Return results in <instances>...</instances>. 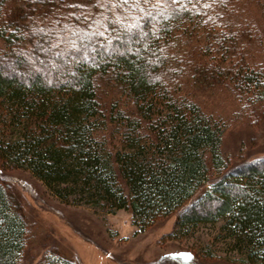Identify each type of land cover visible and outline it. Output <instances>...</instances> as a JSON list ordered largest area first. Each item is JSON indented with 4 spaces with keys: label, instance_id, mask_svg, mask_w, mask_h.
Returning <instances> with one entry per match:
<instances>
[{
    "label": "trees",
    "instance_id": "obj_1",
    "mask_svg": "<svg viewBox=\"0 0 264 264\" xmlns=\"http://www.w3.org/2000/svg\"><path fill=\"white\" fill-rule=\"evenodd\" d=\"M251 116L264 0H0V167L60 203L127 209L138 230L173 216L177 237L219 224L213 244L264 264V155L221 152ZM4 182L0 264H19L27 223ZM34 264L78 263L51 247Z\"/></svg>",
    "mask_w": 264,
    "mask_h": 264
},
{
    "label": "rangeland",
    "instance_id": "obj_2",
    "mask_svg": "<svg viewBox=\"0 0 264 264\" xmlns=\"http://www.w3.org/2000/svg\"><path fill=\"white\" fill-rule=\"evenodd\" d=\"M221 152L230 165L263 156L264 117L235 120L224 132ZM0 180L20 198L27 223L19 264H34L51 247L78 264H238L235 252L213 244L219 224L177 237L169 235L174 220L169 216L138 230L129 210L109 213L80 202L60 203L25 170L0 167ZM207 250L212 257H204Z\"/></svg>",
    "mask_w": 264,
    "mask_h": 264
},
{
    "label": "snow or ice",
    "instance_id": "obj_3",
    "mask_svg": "<svg viewBox=\"0 0 264 264\" xmlns=\"http://www.w3.org/2000/svg\"><path fill=\"white\" fill-rule=\"evenodd\" d=\"M123 3L124 4H127L128 3V0H123ZM69 47L76 48V45L73 43V44H70ZM41 51H43V49H41Z\"/></svg>",
    "mask_w": 264,
    "mask_h": 264
}]
</instances>
